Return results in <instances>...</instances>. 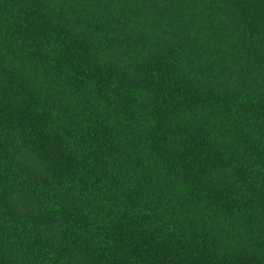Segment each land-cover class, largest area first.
Instances as JSON below:
<instances>
[{"label":"trees","instance_id":"obj_1","mask_svg":"<svg viewBox=\"0 0 264 264\" xmlns=\"http://www.w3.org/2000/svg\"><path fill=\"white\" fill-rule=\"evenodd\" d=\"M0 264H264V0H0Z\"/></svg>","mask_w":264,"mask_h":264}]
</instances>
